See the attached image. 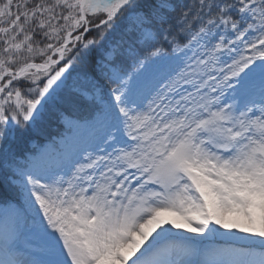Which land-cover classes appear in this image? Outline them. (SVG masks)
Segmentation results:
<instances>
[{"label":"snow or ice","instance_id":"obj_1","mask_svg":"<svg viewBox=\"0 0 264 264\" xmlns=\"http://www.w3.org/2000/svg\"><path fill=\"white\" fill-rule=\"evenodd\" d=\"M0 264H264V0H0Z\"/></svg>","mask_w":264,"mask_h":264},{"label":"rangeland","instance_id":"obj_2","mask_svg":"<svg viewBox=\"0 0 264 264\" xmlns=\"http://www.w3.org/2000/svg\"><path fill=\"white\" fill-rule=\"evenodd\" d=\"M45 130L46 132H42V131L40 132V136L39 138H37L38 140L30 139L29 142L25 143L24 147L27 149H31L34 144L38 148H48L52 152H55V149L56 147H58V145H56L54 141L57 138V133L60 132L62 129L56 121H51V122H47V126ZM50 130L53 132H49ZM217 243H223V242H217Z\"/></svg>","mask_w":264,"mask_h":264},{"label":"trees","instance_id":"obj_3","mask_svg":"<svg viewBox=\"0 0 264 264\" xmlns=\"http://www.w3.org/2000/svg\"><path fill=\"white\" fill-rule=\"evenodd\" d=\"M46 126H47V121H46V123L43 125L44 128H43L42 132H46V130H45ZM40 132H41V131H37V132H33V133H31L30 136H29V138H28V140H30V139L38 140L37 138H39V136H40ZM49 132H53V131L50 130Z\"/></svg>","mask_w":264,"mask_h":264}]
</instances>
